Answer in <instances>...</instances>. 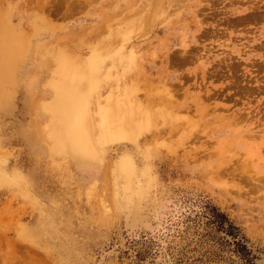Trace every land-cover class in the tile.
Returning a JSON list of instances; mask_svg holds the SVG:
<instances>
[{"label":"rangeland","instance_id":"374dc122","mask_svg":"<svg viewBox=\"0 0 264 264\" xmlns=\"http://www.w3.org/2000/svg\"><path fill=\"white\" fill-rule=\"evenodd\" d=\"M0 37V264H242L212 206L264 264V0H0Z\"/></svg>","mask_w":264,"mask_h":264},{"label":"bare ground","instance_id":"6f19581e","mask_svg":"<svg viewBox=\"0 0 264 264\" xmlns=\"http://www.w3.org/2000/svg\"><path fill=\"white\" fill-rule=\"evenodd\" d=\"M9 50H10V53H13L16 55V58L13 60L11 59H7L5 61L0 60V70H1L0 72V98L5 99V100L7 98H6V94L4 93V85L8 81H10L12 77L11 72L13 69H15V66L17 65L18 61L21 59L22 54L25 52V46L23 44L20 45L16 43L13 46H10ZM73 95L74 94H71V96ZM66 96L67 95L64 94L63 97L62 96L61 97L65 99ZM61 97L56 99L57 104L61 101L62 99ZM68 98L69 100L67 102L65 101L67 105L63 109L64 115L61 117V121H60L61 129L58 132V136L61 138V141L63 142L62 144L63 147L65 149H67V146L70 147L73 154L75 152L77 154L92 153V151H95V150H94V144L92 141L91 123H88L89 117L86 116L88 121H85L83 118L84 106L79 108L77 105L76 107L71 97L68 96ZM128 114L129 113H127V117L129 118ZM86 115H88L87 111H86ZM101 132L103 135H106L105 130H102Z\"/></svg>","mask_w":264,"mask_h":264},{"label":"trees","instance_id":"16d2710c","mask_svg":"<svg viewBox=\"0 0 264 264\" xmlns=\"http://www.w3.org/2000/svg\"><path fill=\"white\" fill-rule=\"evenodd\" d=\"M211 210L213 223L217 226V230L232 240L229 244L234 246L233 252L239 257L242 264H255V257L249 250L241 230L220 209L212 206Z\"/></svg>","mask_w":264,"mask_h":264}]
</instances>
